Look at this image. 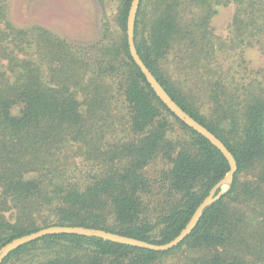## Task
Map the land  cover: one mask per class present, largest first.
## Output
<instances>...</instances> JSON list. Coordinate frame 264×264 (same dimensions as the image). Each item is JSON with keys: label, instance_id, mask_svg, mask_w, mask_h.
<instances>
[{"label": "trees", "instance_id": "16d2710c", "mask_svg": "<svg viewBox=\"0 0 264 264\" xmlns=\"http://www.w3.org/2000/svg\"><path fill=\"white\" fill-rule=\"evenodd\" d=\"M131 2L120 0L116 38L104 31L98 43L80 48L43 29H15L0 0V62L7 63L5 69L0 64V249L51 226L166 244L228 172L223 155L168 111L130 57ZM228 2L236 5V32L244 35V45L260 43L264 0H141L135 20L134 43L143 64L236 162L229 189L203 211L191 234L167 252L99 237L50 235L21 246L1 264L30 248L39 253L30 264H163L180 251L189 253L184 264H264V97L233 103L214 93V115L208 117L160 67L171 50L193 42L183 5L206 9L198 28L207 40L210 4ZM119 109L128 118V136L111 139ZM71 149L98 158L91 181L77 183L68 175ZM155 162L166 167L156 177L157 193L148 174Z\"/></svg>", "mask_w": 264, "mask_h": 264}, {"label": "rangeland", "instance_id": "374dc122", "mask_svg": "<svg viewBox=\"0 0 264 264\" xmlns=\"http://www.w3.org/2000/svg\"><path fill=\"white\" fill-rule=\"evenodd\" d=\"M4 2L6 21L15 29L23 31L43 29L80 48H89L98 43L104 31H108V35L114 38L118 34L116 18L120 0H4ZM210 5L211 17L206 25L207 40L200 37L198 28L199 21L206 16V9L195 7L191 3L183 5L182 17L186 24L191 25L193 42L191 44L185 42V47L182 48L175 47L160 64L162 72L171 83L185 94L202 115L208 117L214 115L211 100L214 93H217L223 102L231 99L233 103H241L250 95L264 97V38L260 43L253 42L252 46L244 45V35L238 37L236 32V5L232 2ZM146 13L144 23H147L150 12ZM0 29H4V23L0 22ZM33 58L36 59V56ZM0 64L6 68V61H1ZM120 111L121 109L115 113L117 115L116 124L113 125L115 133L111 139H125L128 136V118ZM166 118L172 128L181 134L182 131L174 120L168 116ZM103 150L106 151L107 147ZM67 156L68 175L77 183L91 181L97 171L95 161L98 158L88 152H81L77 156L74 149H71ZM165 168L159 162L151 166L148 174L151 182L155 181L154 193L158 192L157 187L160 186L156 177ZM226 190L227 187L222 188V191ZM156 200L157 198L154 199V203ZM38 254L36 249L30 248L22 255L12 257L7 264H30L37 261ZM188 256V252L180 251L167 258L163 264H184Z\"/></svg>", "mask_w": 264, "mask_h": 264}, {"label": "water", "instance_id": "95a60500", "mask_svg": "<svg viewBox=\"0 0 264 264\" xmlns=\"http://www.w3.org/2000/svg\"><path fill=\"white\" fill-rule=\"evenodd\" d=\"M141 0H132L127 16L126 21V37H127V45L130 57L132 58L135 65L140 69L143 74L146 82L156 95V98L160 100V102L168 109L170 113L173 114L179 121H181L184 125H186L189 129L193 130L203 138H205L213 147H215L225 158L228 163L229 170L217 184L210 190L208 196L200 203V205L196 208L193 213L191 219L186 224L184 229L170 242L163 245H154L141 240L108 233L101 230L83 228V227H69V226H51L45 229H41L35 233H31L29 235H25L19 238L12 240L7 243L0 249V264L2 261L10 255L13 251L20 248L23 245L36 241L42 237L50 236V235H76L82 237H99L104 240L117 243L120 245L130 246L138 249L150 250L154 252H167L179 244H181L193 231L197 223L199 222L203 211L218 201L229 189L230 184H232L233 177L237 171L236 162L234 157L230 153V151L224 146V144L215 137L212 133H210L205 127L195 121L192 117H190L186 112H184L170 97H168L160 86L158 81L154 78V76L150 73V71L146 68V66L141 61L138 53L136 51L135 43H134V29H135V20L138 12V7L140 5ZM223 187H227L226 191H222ZM221 189V191L217 194V191Z\"/></svg>", "mask_w": 264, "mask_h": 264}]
</instances>
